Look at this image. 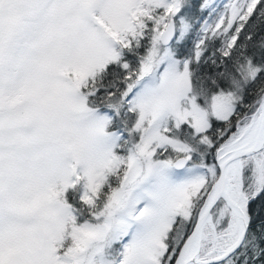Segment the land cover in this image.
Instances as JSON below:
<instances>
[{"label":"snow or ice","instance_id":"6c2138e0","mask_svg":"<svg viewBox=\"0 0 264 264\" xmlns=\"http://www.w3.org/2000/svg\"><path fill=\"white\" fill-rule=\"evenodd\" d=\"M0 264H264V0H0Z\"/></svg>","mask_w":264,"mask_h":264}]
</instances>
